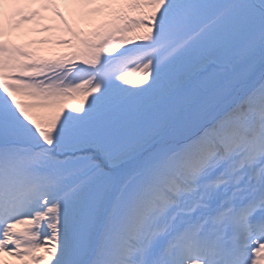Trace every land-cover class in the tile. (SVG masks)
I'll use <instances>...</instances> for the list:
<instances>
[{"label": "snow or ice", "instance_id": "1", "mask_svg": "<svg viewBox=\"0 0 264 264\" xmlns=\"http://www.w3.org/2000/svg\"><path fill=\"white\" fill-rule=\"evenodd\" d=\"M0 264H264V0H0Z\"/></svg>", "mask_w": 264, "mask_h": 264}, {"label": "rangeland", "instance_id": "2", "mask_svg": "<svg viewBox=\"0 0 264 264\" xmlns=\"http://www.w3.org/2000/svg\"><path fill=\"white\" fill-rule=\"evenodd\" d=\"M32 35H35L36 38L39 39L40 36H48L49 33H46V32L45 33H35V34L29 33V36L25 37V39L30 38ZM56 35H59V32H57ZM43 49H44V51L46 53L49 52V51H63L64 50L63 48H61V49H53L51 43L43 45Z\"/></svg>", "mask_w": 264, "mask_h": 264}, {"label": "trees", "instance_id": "3", "mask_svg": "<svg viewBox=\"0 0 264 264\" xmlns=\"http://www.w3.org/2000/svg\"><path fill=\"white\" fill-rule=\"evenodd\" d=\"M80 26L83 27V28H87V27H88V25H83V24L80 25ZM52 48H53V49H61V48H63V47L60 46L59 48H57V47H55V46L52 45Z\"/></svg>", "mask_w": 264, "mask_h": 264}]
</instances>
